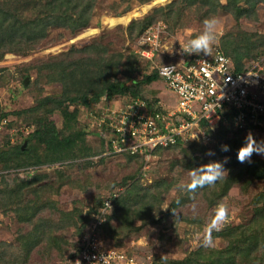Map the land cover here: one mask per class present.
Instances as JSON below:
<instances>
[{"label":"rangeland","instance_id":"obj_1","mask_svg":"<svg viewBox=\"0 0 264 264\" xmlns=\"http://www.w3.org/2000/svg\"><path fill=\"white\" fill-rule=\"evenodd\" d=\"M171 1L95 0L85 27L74 32L51 28L47 38L27 52L0 54V114L14 118L9 123L13 130L6 133L11 142H21L20 128L33 129L48 120L59 138L84 132L53 147L34 141L24 153L0 160V264H64L107 196L113 203L99 232L102 242L122 248L137 263L183 259L199 249L216 260L219 254L212 250L228 245L233 227L259 219L264 232V214H258L264 205V177L236 173L239 167L247 171L249 162H239L236 155L246 134L264 140V116L245 128L224 120L211 140L158 148L146 159L108 153L107 135L95 126L105 108H120L129 95L78 105L71 116L51 109L52 101L29 109L45 96L66 100L98 90L104 79L143 78L156 65L175 60L179 48L199 35L209 17L218 21L213 46L224 49L234 65H262L264 70V0L179 1L170 9L166 5ZM127 13V21H105L106 16ZM157 23L164 24L157 58L135 59V38L145 25ZM141 88L140 97L156 98V105L165 109L175 107L160 77ZM222 144L230 150L221 151ZM209 150L215 155H207ZM225 157L227 175L214 185L195 193L177 190L178 183L188 180L189 169ZM256 161L264 165V156L253 154L251 162ZM221 204L228 208L227 223L212 233L210 247L201 246L205 227ZM242 238L247 254L241 253L239 264H256L254 251L245 247L254 241ZM229 253L221 254L225 264L231 262Z\"/></svg>","mask_w":264,"mask_h":264},{"label":"built area","instance_id":"obj_2","mask_svg":"<svg viewBox=\"0 0 264 264\" xmlns=\"http://www.w3.org/2000/svg\"><path fill=\"white\" fill-rule=\"evenodd\" d=\"M163 28L164 24L149 25L135 38L134 53L140 59L157 58ZM184 45L175 60L156 65L165 88L175 98L174 108L154 109L146 99L128 96L120 108L103 110L95 126L101 129L106 123L109 127L108 153L139 154L147 159L158 147L211 140L206 129L214 131L228 118L235 127L245 128L264 116L262 65L236 70L219 46L212 47L211 55H196L183 53ZM8 122V116L0 119V132L4 127L6 132L13 130ZM21 129L28 132L26 126ZM194 134L198 139H190ZM112 200L111 196L104 198L81 236V246L64 264H133L134 258L125 250L104 245L99 235V226L109 213Z\"/></svg>","mask_w":264,"mask_h":264},{"label":"trees","instance_id":"obj_3","mask_svg":"<svg viewBox=\"0 0 264 264\" xmlns=\"http://www.w3.org/2000/svg\"><path fill=\"white\" fill-rule=\"evenodd\" d=\"M179 1L194 0H173L166 6L172 9L173 6H175V4ZM94 3L95 0H0V54L2 55L5 52L9 51L19 53L27 52L28 50L37 46L43 40H45L51 28L66 29L70 32H74L80 28L85 27L90 20L91 11ZM232 3L235 4L236 2ZM149 25L150 24L145 25L139 34H141L144 29ZM241 42L242 40H240L238 44ZM223 51L227 54L224 49ZM133 56L135 57V59L139 60L138 56L135 53H133ZM234 66L236 70H242L248 67H241L237 65ZM157 77L160 76L156 68L150 74H147L140 79L136 77H129L125 80L110 78L104 79L98 90L73 95L66 100L54 98L51 96H45L43 99L37 102L36 106L30 107L29 109H35V107L41 105L43 102L52 101L53 106L51 107V109L59 110L63 116H71V112L75 113L78 110V105L81 104L85 106L90 103H97L101 99L111 102L125 95L143 97L144 94H142L141 88L142 84L155 80ZM145 99L151 108H161L160 106L156 105V98L150 99L145 97ZM262 99L264 100V96L262 97ZM70 101L73 103V107H71ZM65 103H68V105L63 106V104L65 105ZM6 114H0V119L4 116L6 117ZM11 120L13 121L14 118L9 117V122L7 126H9ZM227 121L232 124L229 118ZM202 125H205V123H202ZM219 127L216 130H218ZM26 128L28 132L21 128L20 130H18V134L22 133L21 142L15 143L9 140L10 136L6 134L7 132L5 127L0 132L1 161L7 162L13 156L24 153L28 149V147H30L29 144L31 145L34 141H39L43 144H46L47 146L53 147L58 143H69L70 141L77 139L78 136L84 133L83 131L79 130L77 132L71 133L70 135L59 138L57 137V131L55 129V126L53 125V121L51 120H48L44 123H39L33 129H30L27 126ZM106 129H109V127L106 125V123H104L102 125V128L98 130L102 131V134L105 135L104 133H106ZM206 130L211 137L212 134L216 131H212L209 128ZM104 141L106 143L105 148L109 149L108 138H105ZM193 141L194 140L187 142ZM240 169L241 168L239 167L237 169L238 171H236L238 176H244L248 175V173H251V178L264 177V165L261 162L256 161V163H248L246 173H244V171ZM256 196H258V194ZM102 204L103 201L95 208L94 211L98 210V208ZM258 211V214L261 213V215H263L264 205L259 208ZM108 216L109 214L105 215L104 221L99 226L100 233H102L103 225ZM92 218L94 219L93 215ZM92 220L88 221L84 226L83 230L81 231L77 244L78 246L76 249L81 246V236L87 230ZM261 228L262 226L259 225V219L252 220L248 224H242L233 227L231 230H229L233 239H230L228 241V245L223 249L212 250L213 252L219 254V259L215 260V258L213 257L206 258L205 253H203L202 249H199L198 251L190 252L183 259H167L165 262H160L157 264H225L224 261L221 260V254L223 252H230V264H239L241 258L243 257V254H247L242 252V237H244L246 240L254 241V243H250L245 246L250 247L248 249L249 252L254 251V258L252 261L256 262V264H264V232ZM260 243L262 244V246L260 245Z\"/></svg>","mask_w":264,"mask_h":264},{"label":"clouds","instance_id":"obj_4","mask_svg":"<svg viewBox=\"0 0 264 264\" xmlns=\"http://www.w3.org/2000/svg\"><path fill=\"white\" fill-rule=\"evenodd\" d=\"M217 23L218 21L215 17L206 18L203 21L202 31L184 45L182 48L183 53L211 55L212 46L217 38ZM190 139H198V137L194 134ZM220 148L224 152L230 150L227 144H222ZM253 154L264 156V140L257 141L253 134L248 132L244 138V142L238 148L236 155L239 162L250 163ZM207 155L212 156L215 153L209 150ZM226 162L227 157L223 161L212 160L199 167L189 169L188 180L178 183L176 185L177 190L195 193L197 189L214 185L227 175V169L224 167ZM228 215L226 205L221 204L216 207L212 218L205 227L204 234L201 238V246L210 247L212 245V233L222 229L224 224L227 223Z\"/></svg>","mask_w":264,"mask_h":264},{"label":"bare ground","instance_id":"obj_5","mask_svg":"<svg viewBox=\"0 0 264 264\" xmlns=\"http://www.w3.org/2000/svg\"><path fill=\"white\" fill-rule=\"evenodd\" d=\"M129 17H130V14L129 13H127L126 15L120 16V17H118V16L117 17H112V16L107 17L106 16L105 21L107 23H109L110 25H112V24H115L118 21H127L129 19ZM89 30L90 31H88L87 33L93 32V28L92 29H89Z\"/></svg>","mask_w":264,"mask_h":264}]
</instances>
